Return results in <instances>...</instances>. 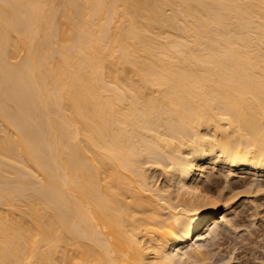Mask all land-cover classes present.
Listing matches in <instances>:
<instances>
[{
	"label": "bare ground",
	"instance_id": "obj_1",
	"mask_svg": "<svg viewBox=\"0 0 264 264\" xmlns=\"http://www.w3.org/2000/svg\"><path fill=\"white\" fill-rule=\"evenodd\" d=\"M247 175L264 0H0V264H235Z\"/></svg>",
	"mask_w": 264,
	"mask_h": 264
},
{
	"label": "rangeland",
	"instance_id": "obj_2",
	"mask_svg": "<svg viewBox=\"0 0 264 264\" xmlns=\"http://www.w3.org/2000/svg\"><path fill=\"white\" fill-rule=\"evenodd\" d=\"M245 179L247 183L251 182L250 185H252V183L253 185L257 183L260 184L261 182L264 186V177L258 178L247 175ZM245 179L242 177L239 179L238 183L237 181L233 183L239 185L243 183ZM246 188V186L245 188H238L236 192L240 194L233 200L232 203L234 206L228 214H225L226 217H229L226 218V221L229 222L230 220L232 221L230 223L236 225H232V232L226 230L228 229V226H226L227 224H225L226 221H222L219 227L210 229L205 235L203 243L205 248L202 249L204 251L203 253L212 255L215 258L214 260H219L221 258L227 260L232 257L237 260L235 264H264V215L260 212L262 211L264 213V191L260 192V194L245 195L242 192H244V190L246 191ZM258 196H261L260 200L257 198ZM255 198H257L258 201ZM258 204L263 205V207H260V205L257 207ZM255 208L257 215L254 217L253 212L255 213ZM259 212L262 215L258 214ZM205 242L208 244H205ZM204 244L208 246L206 247Z\"/></svg>",
	"mask_w": 264,
	"mask_h": 264
}]
</instances>
